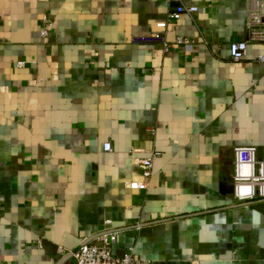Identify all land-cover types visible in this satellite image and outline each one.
<instances>
[{
	"label": "crops",
	"instance_id": "crops-1",
	"mask_svg": "<svg viewBox=\"0 0 264 264\" xmlns=\"http://www.w3.org/2000/svg\"><path fill=\"white\" fill-rule=\"evenodd\" d=\"M245 19V0H0V264H65L105 222L118 256L264 264V199L233 198V148L264 158V47L229 55ZM157 33L193 49L134 42Z\"/></svg>",
	"mask_w": 264,
	"mask_h": 264
},
{
	"label": "built area",
	"instance_id": "built-area-1",
	"mask_svg": "<svg viewBox=\"0 0 264 264\" xmlns=\"http://www.w3.org/2000/svg\"><path fill=\"white\" fill-rule=\"evenodd\" d=\"M245 5V37L241 41H234L229 44V55L233 62L245 58L247 46L250 44H260L264 47V0H245ZM196 11V7L180 5L168 17L176 20L182 14L193 15ZM51 26V23L45 22V28L40 31V36H47ZM156 26L159 29H165L166 23L159 22ZM134 42L159 45L165 54L170 52L174 46L191 50L195 43L194 40L182 37L170 42L160 33L151 37L136 39ZM256 61L264 63V50L256 58ZM17 65L21 67L24 63L18 62ZM103 150L111 151V144L109 142L104 143ZM261 150L264 154V126ZM232 152L234 157L232 173L234 200L244 202L264 199V158L257 159V148L251 146H237L233 148ZM159 155V152L149 150L147 156L135 158L137 172L145 182L151 178L154 160ZM109 226L110 222H105L107 229L87 241L80 242L75 249L69 252L72 261H67L65 264H151L150 261L136 257L132 250L122 256L114 254L113 246L117 241L118 233L109 230Z\"/></svg>",
	"mask_w": 264,
	"mask_h": 264
}]
</instances>
